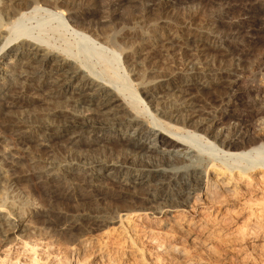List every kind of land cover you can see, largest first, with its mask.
<instances>
[{"label": "bare ground", "instance_id": "bare-ground-1", "mask_svg": "<svg viewBox=\"0 0 264 264\" xmlns=\"http://www.w3.org/2000/svg\"><path fill=\"white\" fill-rule=\"evenodd\" d=\"M191 1L149 0L110 34L94 15L131 0H78L70 18L69 0H0V128L16 136L10 145L0 134V170L18 168V145L62 143V161H29L62 204L81 191L72 211L54 215L72 248L85 249L78 236L93 230L110 236L119 221L140 224L156 250L177 251L153 223L200 224L203 210L256 204L240 182L264 175V86L255 82L264 52L247 65L223 34L258 30L264 1L237 0L247 15L239 20L229 19L237 4ZM5 205L0 264H43L39 244L22 239L21 210ZM84 256L79 264H93Z\"/></svg>", "mask_w": 264, "mask_h": 264}, {"label": "rangeland", "instance_id": "rangeland-1", "mask_svg": "<svg viewBox=\"0 0 264 264\" xmlns=\"http://www.w3.org/2000/svg\"><path fill=\"white\" fill-rule=\"evenodd\" d=\"M69 1L70 6L66 5L64 7L66 15L70 18L69 8L73 7L76 10L79 7H75L78 0ZM147 1L149 0L125 2V5L120 6L121 8L119 7L114 16L110 12L105 16L98 13L99 15H94L93 20L96 22L95 24H100L99 27H105L108 33L112 34L121 29L120 20L126 18L129 14L140 11V4H145ZM218 1L237 4L230 11L229 19L239 20L247 17L243 14L237 0H193L186 6L196 8L202 3H208L207 5H209V2ZM262 19L263 23L260 24L258 30L247 26L246 29H242L240 34L235 35L237 32L223 34L226 46L235 49L237 53L242 52V61L247 65L252 63L258 54L264 52V16ZM255 82L264 86V70L256 74ZM0 132L3 139L12 145V141L16 137L15 132L12 129L2 131V128H0ZM36 145V142L33 141L18 145L17 149L14 148V153L20 159L18 168H15V170L4 166L1 169L2 171L0 170L1 175L4 173V176L6 175L5 177L2 176L3 178L0 177V182H2L0 183V204L5 203V209L14 211V213L21 210L20 217L23 218L24 223L28 224L26 230L21 233L22 239L29 243L39 244L40 256L42 258L46 257L42 261L43 264H79L85 254L90 255L84 257H87L93 264H264V214L262 213V211L264 212V175L261 172H256V178L252 182H249V179L240 182L241 190L247 196L246 198L256 201V204L253 202L252 211L251 209L241 210L238 209L239 207L223 212H220V210L218 212L203 210L205 212L201 215L203 218L200 224L172 222L171 225L163 228L153 223V229L155 228L156 231L163 232V234L167 233V244L177 245L175 247V249L178 248L177 251L173 249L166 251L169 248L163 249L164 247L161 246L156 250L151 243V235L145 233L140 224L123 222L120 225L119 221L111 224L109 228H113L114 231L106 238L104 234L102 235V230H93L90 233H85V235H79L78 238L85 249L77 250L72 248L74 245L68 242V237L58 234V227L54 224V215L58 207H62L61 209L64 212L72 211L77 202L74 199L76 196H81V191L74 190L73 201L69 204H62L63 200L61 202V199L56 200L51 197L48 190H46L48 188L40 183L36 172L30 168L29 161L31 155L34 157L40 156V159H44V161L46 159L49 161L52 159L62 161L66 155L65 150L62 143L59 142L53 143L47 149H41V147L39 149V146ZM155 147L162 152L169 151V148L159 147L158 144ZM179 150L176 149V151ZM184 153L186 158L194 155L191 153V149L184 150ZM5 159L0 156L1 163L8 161V159ZM67 181L73 184L78 182V179L75 174H70ZM58 202L60 203L58 204ZM192 202L193 200H191ZM17 205H24V207L20 209ZM239 206H242L240 208L244 207L243 205ZM39 211L41 213H38ZM253 211L256 212L253 214ZM145 225H149V223L147 222ZM154 225H157V228ZM78 241L76 242L79 244ZM17 242L21 243L20 240ZM78 244L77 246H79ZM17 246L15 245V248ZM20 249L23 250L22 247ZM182 250L185 253L181 255ZM15 255L16 253L12 254V256Z\"/></svg>", "mask_w": 264, "mask_h": 264}]
</instances>
